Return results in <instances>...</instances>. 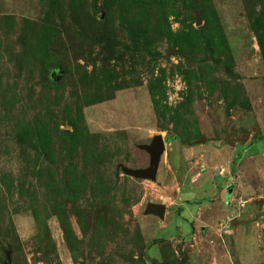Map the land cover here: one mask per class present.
Here are the masks:
<instances>
[{
    "label": "rangeland",
    "instance_id": "1",
    "mask_svg": "<svg viewBox=\"0 0 264 264\" xmlns=\"http://www.w3.org/2000/svg\"><path fill=\"white\" fill-rule=\"evenodd\" d=\"M8 257L264 264V0H0Z\"/></svg>",
    "mask_w": 264,
    "mask_h": 264
},
{
    "label": "water",
    "instance_id": "2",
    "mask_svg": "<svg viewBox=\"0 0 264 264\" xmlns=\"http://www.w3.org/2000/svg\"><path fill=\"white\" fill-rule=\"evenodd\" d=\"M141 147L150 154L151 163L149 167L142 169H133L124 166L123 169L127 174L133 175L135 177L155 179L157 177L162 155L166 149V141L162 135H156L150 144H145L142 145ZM149 210L151 212H155L159 214L162 218H164L167 211V207L166 205L163 204L162 205L151 204ZM5 264H11L10 257H8V261Z\"/></svg>",
    "mask_w": 264,
    "mask_h": 264
}]
</instances>
